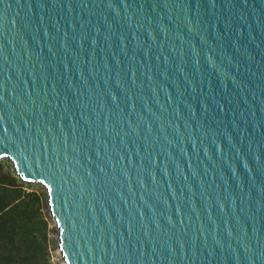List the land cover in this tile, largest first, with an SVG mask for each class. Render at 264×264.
Here are the masks:
<instances>
[{"label":"water","instance_id":"95a60500","mask_svg":"<svg viewBox=\"0 0 264 264\" xmlns=\"http://www.w3.org/2000/svg\"><path fill=\"white\" fill-rule=\"evenodd\" d=\"M2 157L65 264H264V0H0Z\"/></svg>","mask_w":264,"mask_h":264},{"label":"trees","instance_id":"16d2710c","mask_svg":"<svg viewBox=\"0 0 264 264\" xmlns=\"http://www.w3.org/2000/svg\"><path fill=\"white\" fill-rule=\"evenodd\" d=\"M3 165L0 161V264H50L42 196Z\"/></svg>","mask_w":264,"mask_h":264},{"label":"rangeland","instance_id":"374dc122","mask_svg":"<svg viewBox=\"0 0 264 264\" xmlns=\"http://www.w3.org/2000/svg\"><path fill=\"white\" fill-rule=\"evenodd\" d=\"M0 161L4 164L3 168L14 175V177H20L17 173L13 172L14 169L12 161L9 158H0ZM24 180V179H23ZM27 183H24V187L27 189L35 188L42 196V212L47 220V227H46V245L48 251V257L50 264H65L63 257L60 253V249L58 246V227L55 224L53 216L49 213L48 210V196L45 186L39 181H28L24 180Z\"/></svg>","mask_w":264,"mask_h":264}]
</instances>
